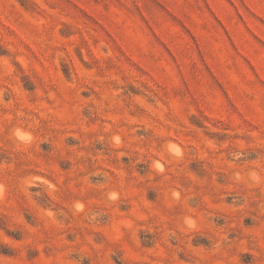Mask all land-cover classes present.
Instances as JSON below:
<instances>
[{"label": "rangeland", "instance_id": "obj_1", "mask_svg": "<svg viewBox=\"0 0 264 264\" xmlns=\"http://www.w3.org/2000/svg\"><path fill=\"white\" fill-rule=\"evenodd\" d=\"M0 264H264V0H0Z\"/></svg>", "mask_w": 264, "mask_h": 264}]
</instances>
